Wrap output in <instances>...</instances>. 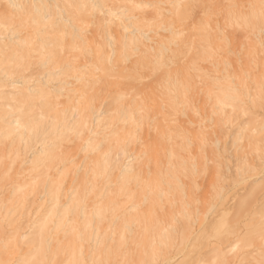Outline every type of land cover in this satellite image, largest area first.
I'll list each match as a JSON object with an SVG mask.
<instances>
[{
  "label": "bare ground",
  "instance_id": "bare-ground-1",
  "mask_svg": "<svg viewBox=\"0 0 264 264\" xmlns=\"http://www.w3.org/2000/svg\"><path fill=\"white\" fill-rule=\"evenodd\" d=\"M0 264H264V0H0Z\"/></svg>",
  "mask_w": 264,
  "mask_h": 264
},
{
  "label": "rangeland",
  "instance_id": "rangeland-1",
  "mask_svg": "<svg viewBox=\"0 0 264 264\" xmlns=\"http://www.w3.org/2000/svg\"><path fill=\"white\" fill-rule=\"evenodd\" d=\"M229 150L231 151V149H229ZM230 151H227L226 154H229L228 152H230ZM23 227H24V225H23Z\"/></svg>",
  "mask_w": 264,
  "mask_h": 264
}]
</instances>
